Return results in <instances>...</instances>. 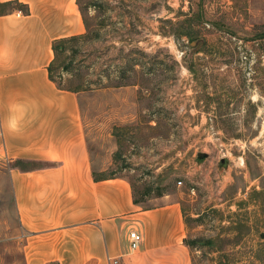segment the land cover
<instances>
[{
    "label": "rangeland",
    "instance_id": "rangeland-1",
    "mask_svg": "<svg viewBox=\"0 0 264 264\" xmlns=\"http://www.w3.org/2000/svg\"><path fill=\"white\" fill-rule=\"evenodd\" d=\"M102 1V39L70 43L55 71L81 91L96 175L128 178L145 207L180 199L195 264H264V0ZM10 164L0 264H26Z\"/></svg>",
    "mask_w": 264,
    "mask_h": 264
},
{
    "label": "crops",
    "instance_id": "crops-1",
    "mask_svg": "<svg viewBox=\"0 0 264 264\" xmlns=\"http://www.w3.org/2000/svg\"><path fill=\"white\" fill-rule=\"evenodd\" d=\"M85 31L77 0H0V161L26 264H195L180 199L145 207L128 178H95L81 91L49 72L53 42Z\"/></svg>",
    "mask_w": 264,
    "mask_h": 264
},
{
    "label": "trees",
    "instance_id": "trees-1",
    "mask_svg": "<svg viewBox=\"0 0 264 264\" xmlns=\"http://www.w3.org/2000/svg\"><path fill=\"white\" fill-rule=\"evenodd\" d=\"M15 3H19L18 1H16ZM77 4L79 6V9L82 13L83 19H84V23H85V28L86 31L83 34L80 35H73V36H69V37H64V38H59L57 40H55L53 42V50L55 53V58L52 61V63L49 66V72H50V77L52 80H54L59 87L61 88H66V89H70V90H76L78 91V88L72 87V86H63L61 85L55 76V71L58 69L59 63L61 58L65 55V53L69 50V44L72 42H77L79 40H86V41H93V40H99L102 39V35L100 32V27H93V24L91 22V17H94L96 19L100 18V12L104 9L105 3L102 0H92V1H84L83 0H77ZM90 10L94 11L93 15H90ZM172 24H174V22L172 20H169ZM103 24L102 21H99V24ZM178 34L180 36H192L191 32L188 29H184V30H179V29H173V31H163L161 32V34L163 36H166L167 34ZM258 38L264 39V33H262ZM125 45H131L133 42L132 37H130V35L126 38L123 39ZM132 49H129V51L126 53L125 57H129L130 52ZM73 51V48H72ZM76 52V50L74 51ZM69 71V65L67 64H63L61 65V72H68ZM113 177V176H110ZM95 178L96 179H100V178H109V177H99L95 174ZM133 189H134V199L136 203H141L143 200L138 199L136 196V192H135V188L133 185ZM190 245L191 242H189ZM193 243V242H192Z\"/></svg>",
    "mask_w": 264,
    "mask_h": 264
},
{
    "label": "built area",
    "instance_id": "built-area-1",
    "mask_svg": "<svg viewBox=\"0 0 264 264\" xmlns=\"http://www.w3.org/2000/svg\"><path fill=\"white\" fill-rule=\"evenodd\" d=\"M128 237H129V245L132 250L138 249L141 246V243L143 241V235L138 229L135 228L130 229L128 233ZM109 261L111 264L118 263V260L112 258H110Z\"/></svg>",
    "mask_w": 264,
    "mask_h": 264
},
{
    "label": "water",
    "instance_id": "water-1",
    "mask_svg": "<svg viewBox=\"0 0 264 264\" xmlns=\"http://www.w3.org/2000/svg\"><path fill=\"white\" fill-rule=\"evenodd\" d=\"M207 156L206 153L204 152H199L198 153V160H202L203 158H205ZM227 162V159L223 158L221 159V164H225Z\"/></svg>",
    "mask_w": 264,
    "mask_h": 264
}]
</instances>
